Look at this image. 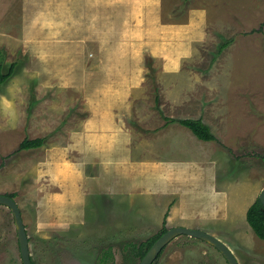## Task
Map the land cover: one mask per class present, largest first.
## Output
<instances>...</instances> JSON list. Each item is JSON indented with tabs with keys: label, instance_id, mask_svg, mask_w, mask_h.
Segmentation results:
<instances>
[{
	"label": "rangeland",
	"instance_id": "obj_1",
	"mask_svg": "<svg viewBox=\"0 0 264 264\" xmlns=\"http://www.w3.org/2000/svg\"><path fill=\"white\" fill-rule=\"evenodd\" d=\"M0 52L3 72L16 63L0 85V195L32 264H139L128 244L162 225L264 264L245 218L264 187V0H0ZM160 114L200 118L216 141ZM25 138L44 144L19 150ZM0 264H22L4 206ZM154 264L227 262L182 235Z\"/></svg>",
	"mask_w": 264,
	"mask_h": 264
},
{
	"label": "trees",
	"instance_id": "obj_2",
	"mask_svg": "<svg viewBox=\"0 0 264 264\" xmlns=\"http://www.w3.org/2000/svg\"><path fill=\"white\" fill-rule=\"evenodd\" d=\"M226 44H222L220 48L223 49L224 47H226ZM0 58L2 59L3 62V55L1 54V52H0ZM15 67H16V63L14 62L9 66L7 72H3L2 63L0 62V85H2L7 79L13 76ZM154 103L157 110L159 111L158 97H155ZM161 117L165 121L166 125L171 123H177L181 127H184L187 130H189L191 134L199 141H203V142L216 141L215 136L211 132L209 126H207L200 118L199 119L186 118V119L177 120L162 115ZM43 144H44L43 138H35V139L25 138L19 144L18 149L19 150L38 149L42 147ZM6 196L13 199L14 194H8ZM245 218L248 226L250 227L254 235L258 239L264 241V206L261 205L258 198L247 208ZM167 230L168 229L165 227V225H162L160 231L157 234L148 238L145 242H142L138 246H135L133 244H128V248H131L135 256L141 261V259L144 257L148 249L152 246V244ZM112 262L113 260H112L111 252L102 251L97 264H110Z\"/></svg>",
	"mask_w": 264,
	"mask_h": 264
},
{
	"label": "water",
	"instance_id": "obj_3",
	"mask_svg": "<svg viewBox=\"0 0 264 264\" xmlns=\"http://www.w3.org/2000/svg\"><path fill=\"white\" fill-rule=\"evenodd\" d=\"M258 200L261 205L264 206V187L258 195ZM0 206L8 208L13 215L22 264H32L29 253L28 237L18 205L12 198L0 195ZM182 235L198 239L212 246L224 257L227 264H238V261L233 253L219 239L202 230L190 229L186 227H174L168 229L152 244L139 264H153L166 245Z\"/></svg>",
	"mask_w": 264,
	"mask_h": 264
},
{
	"label": "crops",
	"instance_id": "obj_4",
	"mask_svg": "<svg viewBox=\"0 0 264 264\" xmlns=\"http://www.w3.org/2000/svg\"><path fill=\"white\" fill-rule=\"evenodd\" d=\"M116 128H119V127H118V126H114V129H112V131H113V130H116ZM196 140H197V139H196ZM197 141H198V140H197ZM109 159H110V157H108V158L105 157L103 161H107V162H108ZM163 169H164V171H166V170H167L166 166H164ZM211 186H212V185L210 184V187H211ZM210 192H211V190H210ZM215 194H217L215 191H214V194H213V192H211V197H212V199L214 200V202H212L211 205L208 206V208H209V207H212V208H213V209H212V208H211V209H208V212H210V213H215V212L218 211L217 208L214 209L215 202L217 203V202L219 201V200H218L219 197H218V196H215Z\"/></svg>",
	"mask_w": 264,
	"mask_h": 264
}]
</instances>
